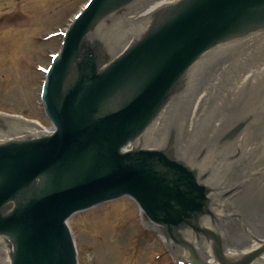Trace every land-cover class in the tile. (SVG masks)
I'll list each match as a JSON object with an SVG mask.
<instances>
[{
  "label": "water",
  "instance_id": "1",
  "mask_svg": "<svg viewBox=\"0 0 264 264\" xmlns=\"http://www.w3.org/2000/svg\"><path fill=\"white\" fill-rule=\"evenodd\" d=\"M134 1L93 0L69 29L43 94L56 132L0 145V235L8 239L12 264H78L66 220L123 195L133 197L177 242L189 245L182 238L187 230L212 239L222 264H250L264 252V33L262 40L245 42L207 68L196 88L200 97H187L194 105L184 120L183 147L185 152L195 147L186 152L189 157L201 156L216 222L202 225L212 213L197 168L165 149L146 148L144 139L172 95L186 90L185 77L197 61L264 32V0H180L170 6L176 0H146L124 19L132 31L164 9L124 48L131 35L119 40L111 22ZM241 122H246L241 137L221 145L224 134ZM21 126L0 118L5 130L0 136L15 137ZM27 130L38 132L34 126ZM131 144L134 148L124 152ZM210 227L229 259L259 250L227 261ZM149 231L173 260L187 253ZM185 236L206 264H217L212 242ZM10 257L0 238V264H10ZM193 261L204 264L197 255ZM254 264H264V254Z\"/></svg>",
  "mask_w": 264,
  "mask_h": 264
},
{
  "label": "rangeland",
  "instance_id": "2",
  "mask_svg": "<svg viewBox=\"0 0 264 264\" xmlns=\"http://www.w3.org/2000/svg\"><path fill=\"white\" fill-rule=\"evenodd\" d=\"M87 1L0 0V112L50 126L41 109L45 73L38 65L48 67L60 32ZM54 32L59 35L48 38ZM139 218L133 201L120 199L72 220L79 264H175Z\"/></svg>",
  "mask_w": 264,
  "mask_h": 264
}]
</instances>
